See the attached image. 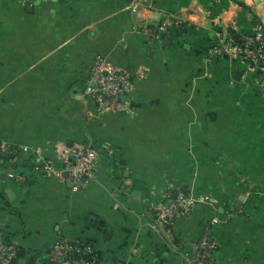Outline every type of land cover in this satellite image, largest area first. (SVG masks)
<instances>
[{
	"label": "crops",
	"instance_id": "crops-1",
	"mask_svg": "<svg viewBox=\"0 0 264 264\" xmlns=\"http://www.w3.org/2000/svg\"><path fill=\"white\" fill-rule=\"evenodd\" d=\"M0 0V238L5 264H264V71L238 48L264 28L261 0ZM182 17L148 39L144 21ZM232 50H215L226 32ZM96 55L130 70L128 111L83 95ZM97 147L74 186L35 165ZM16 175H22L17 179ZM196 199L172 236L158 208ZM207 195V199H200ZM73 243L51 261L54 243Z\"/></svg>",
	"mask_w": 264,
	"mask_h": 264
},
{
	"label": "built area",
	"instance_id": "built-area-1",
	"mask_svg": "<svg viewBox=\"0 0 264 264\" xmlns=\"http://www.w3.org/2000/svg\"><path fill=\"white\" fill-rule=\"evenodd\" d=\"M133 8L137 10L141 7V0H133ZM182 17L165 16L158 21H144L141 24L142 31L148 39L160 37L168 25H180L184 22ZM262 26L256 25L253 33L245 35L238 48L244 53L250 65L256 69L264 71V34ZM235 44L234 35L227 31L223 43L215 50H232ZM130 70L128 67H114L101 55H96L91 63L89 75L86 80L83 95L94 102L99 111H118L131 109L127 97V89L130 84ZM264 88V83L261 84ZM4 147L0 144V152ZM97 147L92 142L77 141L73 145L65 146L60 150L63 166H54L51 162L43 161L35 165L46 173H54L62 177L63 170L66 171V178L74 185L78 186L88 178L93 177L96 166ZM17 179L22 175H16ZM200 199H207V195H202ZM196 201L195 198L186 194L182 189L176 191L168 206L161 204L158 208V223L156 226L168 237L172 236V226L177 214L187 212ZM216 246L215 241L204 233L197 241L194 251L188 257V261L193 264H217L211 258V250ZM74 248L73 243L58 241L53 244L51 250V261L56 262L66 258ZM12 245L0 238V264H5ZM75 264V261H71Z\"/></svg>",
	"mask_w": 264,
	"mask_h": 264
},
{
	"label": "water",
	"instance_id": "water-1",
	"mask_svg": "<svg viewBox=\"0 0 264 264\" xmlns=\"http://www.w3.org/2000/svg\"><path fill=\"white\" fill-rule=\"evenodd\" d=\"M64 173L66 174V171H64ZM175 196V194L172 195L171 199ZM171 199H168V201L165 203L166 206H168L171 202ZM77 264H81L80 262H78Z\"/></svg>",
	"mask_w": 264,
	"mask_h": 264
},
{
	"label": "rangeland",
	"instance_id": "rangeland-1",
	"mask_svg": "<svg viewBox=\"0 0 264 264\" xmlns=\"http://www.w3.org/2000/svg\"><path fill=\"white\" fill-rule=\"evenodd\" d=\"M261 5L263 7V14H261V17L263 18V22H264V0H261Z\"/></svg>",
	"mask_w": 264,
	"mask_h": 264
},
{
	"label": "trees",
	"instance_id": "trees-1",
	"mask_svg": "<svg viewBox=\"0 0 264 264\" xmlns=\"http://www.w3.org/2000/svg\"><path fill=\"white\" fill-rule=\"evenodd\" d=\"M262 29V31H263V34H264V28H261ZM184 190V189H183ZM185 192V191H184Z\"/></svg>",
	"mask_w": 264,
	"mask_h": 264
}]
</instances>
